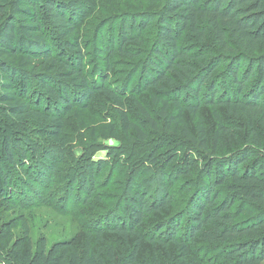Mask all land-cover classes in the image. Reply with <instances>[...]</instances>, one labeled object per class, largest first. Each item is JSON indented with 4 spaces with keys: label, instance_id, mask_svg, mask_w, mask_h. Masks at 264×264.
Segmentation results:
<instances>
[{
    "label": "rangeland",
    "instance_id": "1",
    "mask_svg": "<svg viewBox=\"0 0 264 264\" xmlns=\"http://www.w3.org/2000/svg\"><path fill=\"white\" fill-rule=\"evenodd\" d=\"M161 7V0H95L86 8L88 16L79 20L76 31L82 54L81 73L94 87V94L81 101L74 93L77 83L74 77H55L54 72L49 73L57 89L67 88L72 104V109L62 117V143L51 142L47 124L42 126L39 121L29 124L31 130L26 144L23 143L24 136L11 130L16 120L0 111V225L5 220L20 219L32 252L40 245L48 250L63 241L78 247L87 231H98L93 227L98 222L105 226L116 220L129 225V203L136 200L137 192L149 204L166 198L169 207L149 212L134 230L135 236L130 239L139 241L136 259L139 264H152L154 259L169 264L174 246L169 243L164 247L152 239L157 228L163 226L161 234L165 235L170 221L182 217L193 194L204 187L207 169L213 170L217 159L245 149L262 154L264 126L254 124L257 135L254 139L246 117L228 112L223 105H203L192 115L186 109L179 112L174 108L176 91L168 86L146 88L140 75L157 45V30L156 23L143 28L140 18L155 15ZM4 18L0 16V25ZM123 34L135 37L136 41H123ZM178 45L201 49L186 33L178 38ZM49 48L54 56L69 59L71 53L62 40L53 37ZM120 48L131 50V55H125ZM259 54L264 52L258 51L255 56ZM223 73L225 65L211 74L210 82L216 81L218 96L228 93L234 98L235 88L229 79L222 82ZM20 77L15 76L13 84L17 93ZM207 83L202 86V97ZM101 84L120 94L122 104L116 107L98 91ZM34 87V81L28 79L25 97L28 103L49 114H59V109L54 110V101L47 102L44 92L39 89L34 92ZM163 101L168 103L165 110ZM122 112L132 126L129 130L124 128ZM7 138L18 160L16 168L3 153ZM18 146L27 152L35 148L37 157L27 154L26 163L20 164ZM47 151L51 161L43 163L42 154ZM21 166L34 178L26 179L20 173ZM84 181L91 185L90 194L81 189ZM216 189L221 197L213 206L225 196L221 187ZM5 192H9L5 198L11 200L2 202ZM185 222L184 217L177 236L183 234ZM24 230H14V239L23 237ZM103 235L110 239L117 255L125 253L120 238L109 233ZM188 246L190 264L219 263L213 245L195 239ZM4 259L3 255L0 264H6Z\"/></svg>",
    "mask_w": 264,
    "mask_h": 264
},
{
    "label": "trees",
    "instance_id": "2",
    "mask_svg": "<svg viewBox=\"0 0 264 264\" xmlns=\"http://www.w3.org/2000/svg\"><path fill=\"white\" fill-rule=\"evenodd\" d=\"M94 1L0 0V16L5 17L0 25V111L16 120L11 130L24 136L22 141L25 144L31 130L29 124L34 121H39L42 126L47 124L51 142L62 143V117L72 109V104L67 88L57 89L49 73L54 72L55 77H74L73 80L77 82L74 93L81 101L88 100L94 94V87L87 83L81 73L82 54L76 31L77 23L88 16L86 8ZM161 2L159 12L140 18L143 28L156 23L157 30V45L140 75L146 88L168 86V89L176 91L174 108L179 112L186 109L192 115L203 105H223L228 112L246 117L248 129L254 139L257 138L254 124L264 126V54L255 56L258 51L264 52V0ZM183 33L200 45L201 49L179 46L178 38ZM53 37L62 40L70 51L68 60L51 53L49 43ZM122 40L131 43L136 41L135 37L124 34ZM120 51H123L122 48ZM123 53L131 55V50L126 49ZM221 65H225L222 82L229 79L235 88L234 98L228 93L218 96L216 81L210 82L211 74ZM17 75L21 76L18 93L13 85ZM30 78L35 84L34 92L38 89L44 92L45 100L54 101V110L59 109V114H49L28 103L25 97L27 80ZM175 80L178 83L175 84ZM249 82L251 85L247 87ZM206 83L207 90L202 97V86ZM97 90L103 92L116 107L122 104L120 94L113 90L102 84ZM163 103L165 110L168 103ZM121 119L126 130L132 128L124 112ZM200 135L204 141L203 132ZM5 140L4 156L16 168L18 160L12 153L9 139ZM256 143L260 147L259 139ZM29 150L25 151L22 146L16 148L20 164L26 163L24 159L27 154L37 157L35 148ZM261 150V155L245 149L225 159H217L214 169H207L204 187L193 194L182 217L170 221L165 235L161 234L163 226L157 228L152 239L164 247L169 243L174 246L169 264H190L188 243L195 239L214 246L218 264H263L264 142ZM42 156L43 163L51 161L48 151ZM186 164L189 165L187 161ZM20 173L28 180L34 178L22 166ZM81 184V189L90 194L91 185L86 181ZM218 187L222 188L225 196L221 203L213 206L221 197L216 189ZM6 192L2 202L11 200L5 198L9 193ZM135 199L129 203V225L116 220L105 226L98 222L93 226L98 231H87L78 247L63 241L53 244L48 250L40 245L32 252L25 237L26 227L20 219L5 220L0 225V260L4 255L3 263L6 264H139L136 259L139 241L130 238L135 236L134 230L149 212L166 210L169 201L162 198L158 203L149 204L137 192ZM184 217V232L177 236ZM16 229L24 230L21 232L23 237L14 239L13 232ZM104 233L120 238L125 253L117 255L115 247ZM152 264L160 262L154 259Z\"/></svg>",
    "mask_w": 264,
    "mask_h": 264
}]
</instances>
